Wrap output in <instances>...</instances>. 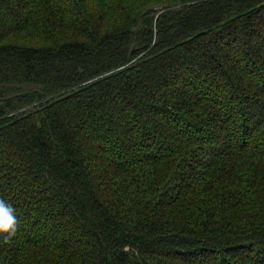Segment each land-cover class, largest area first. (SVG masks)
<instances>
[{
	"label": "trees",
	"instance_id": "16d2710c",
	"mask_svg": "<svg viewBox=\"0 0 264 264\" xmlns=\"http://www.w3.org/2000/svg\"><path fill=\"white\" fill-rule=\"evenodd\" d=\"M0 198V264H264V0H0Z\"/></svg>",
	"mask_w": 264,
	"mask_h": 264
},
{
	"label": "clouds",
	"instance_id": "9594fccd",
	"mask_svg": "<svg viewBox=\"0 0 264 264\" xmlns=\"http://www.w3.org/2000/svg\"><path fill=\"white\" fill-rule=\"evenodd\" d=\"M19 222L16 217L15 209L4 199L0 198V238L5 245L11 244L16 237Z\"/></svg>",
	"mask_w": 264,
	"mask_h": 264
}]
</instances>
